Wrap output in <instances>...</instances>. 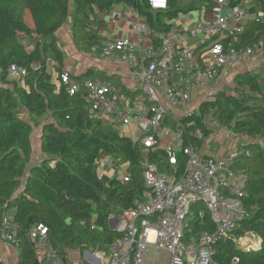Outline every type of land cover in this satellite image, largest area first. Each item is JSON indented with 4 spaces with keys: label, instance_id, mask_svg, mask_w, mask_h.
Returning <instances> with one entry per match:
<instances>
[{
    "label": "trees",
    "instance_id": "obj_1",
    "mask_svg": "<svg viewBox=\"0 0 264 264\" xmlns=\"http://www.w3.org/2000/svg\"><path fill=\"white\" fill-rule=\"evenodd\" d=\"M252 3L259 7L261 17L248 20L243 31L229 40L236 49L257 42L264 45V0ZM119 4L130 6L157 31L164 30L160 18L166 16L169 20L176 16V12L150 11L146 0H0V218L13 214L21 240L13 264H35L26 231L38 223L46 226L47 238L55 248L78 252L79 257L84 250H94L99 244L105 251L119 235L109 229L92 228V218L106 221L109 215H118L144 191L139 165L142 154L137 143L90 113L79 94H68L60 80L65 72L55 34L70 20L72 41L79 51H98L105 39L99 18ZM48 59L54 63L52 71L45 65ZM33 63L37 69L24 78H13L8 72L12 65L27 68ZM66 74L79 83L111 80V75L101 70ZM233 82L235 96L218 92L199 105V115L183 120V146L192 144L199 148L211 135L204 124L209 115L231 134L249 138L257 135L264 143V92L258 76L246 72L237 75ZM34 128L40 130L42 159L29 166ZM198 130L201 139L194 137ZM247 148L251 156L237 167L247 176L243 203L252 211L249 218L239 223L233 239L215 245L216 264H264V147L250 144ZM102 155L117 156L123 164L128 163L125 170L131 175L130 180L123 183L117 177L108 181L100 178L96 162ZM147 158L161 172H173L164 150L149 152ZM197 229L213 230L208 214L204 225ZM249 234L261 241L260 246L252 250L239 248L237 241Z\"/></svg>",
    "mask_w": 264,
    "mask_h": 264
},
{
    "label": "built area",
    "instance_id": "obj_2",
    "mask_svg": "<svg viewBox=\"0 0 264 264\" xmlns=\"http://www.w3.org/2000/svg\"><path fill=\"white\" fill-rule=\"evenodd\" d=\"M209 2L211 17L199 21L188 32L190 38L207 46L202 52L182 47L185 38L177 39L172 30L154 33L146 19L139 15L129 22V28L135 34L133 41L104 39L100 50L91 49L93 55L103 59L118 54V61L128 69V78L138 84L133 91L122 92L112 81L94 79L79 83L68 78L66 73L60 76L68 94H79L89 112L105 125L127 129L130 135L135 129L136 139L129 138L137 143L142 154L139 160L144 186L142 195L133 200L130 208L108 216V229L119 237L105 251L100 249V244L94 250H84L80 259L86 264H145L147 250H153L155 255L164 252L163 264H216L213 261L215 245L233 239L239 223L251 214L252 208H246L243 203L247 176L236 163L240 158L251 156L248 145L263 148V141L255 135L224 157L204 155L192 144L183 146V120L197 114L199 108L189 112L196 92L204 93L197 99L200 105L222 91L216 90V86L224 81L235 64L258 60L264 67L262 42L236 49L229 41L243 31V19L253 6L252 0ZM146 3L152 12H165L169 8L168 0H146ZM108 14L111 21L117 15ZM181 15L177 13L178 17ZM162 25L168 27L169 21L165 20ZM152 36L156 47L147 45ZM45 65L48 71H52L54 63L50 59ZM37 67L34 63L27 68L12 65L8 72L13 78H24ZM1 74L0 69V77ZM163 125H170L166 132L169 142L163 139ZM194 137L202 138L200 130L194 133ZM208 146L206 144V149ZM161 149L173 171L170 174L161 172L147 158L149 152ZM97 160L100 178L129 166L117 156L102 155ZM130 178L126 170L119 177L123 183ZM198 204H202L205 211L193 208ZM205 213L212 231L197 229L204 225ZM26 239L33 252L42 253L48 264H80L70 261L69 250L50 245L47 228L41 223L28 227ZM0 240L15 248L21 243L11 213L0 218ZM155 255L150 264H155Z\"/></svg>",
    "mask_w": 264,
    "mask_h": 264
},
{
    "label": "crops",
    "instance_id": "obj_3",
    "mask_svg": "<svg viewBox=\"0 0 264 264\" xmlns=\"http://www.w3.org/2000/svg\"><path fill=\"white\" fill-rule=\"evenodd\" d=\"M172 1L173 0H168L169 8L164 13L176 12V16L169 18V20L166 19V16H163L162 18H160L161 24L165 20L169 21V26L168 27L163 26V29L172 30L174 32L175 37L179 40L181 38H185V42L182 43V47L190 51H196V50L201 51V52L204 51L207 48V46L202 44L199 40L195 38H190L188 35V32L193 30L199 21L201 20L204 21L207 19V13L211 7V6L209 7L210 5L209 0H186L184 1V3L180 2L181 4H179L178 2L175 3L174 1L172 4ZM176 5H181V8L173 9V7ZM116 6L122 7V9L125 11V14L123 12H118L115 8ZM201 7L202 9H200ZM253 7H257V10H259V7L256 4H253ZM109 12L111 14L116 13L117 15L115 16V19L113 21H111L109 14H107L106 16H101L99 18V20L103 21V23L99 25L101 36L105 39L118 38L122 40L133 41L135 38V34L130 30L129 22L133 18L137 17V13L135 12V10L132 9L130 6L119 4V5H115L114 7H112ZM179 12L182 13L180 17L177 16V13ZM247 15L243 19L244 25L247 23L248 20L254 19V16L248 17ZM68 21L70 22V20ZM147 25L151 31H154V33L158 32L157 30L151 28L148 23ZM71 26H72L71 22L67 27H66V24H64L59 29V31L55 34L57 45L63 54V71L65 73L67 72L73 75H80L86 72L88 69L100 70L99 67H101V65L110 64L111 67H114L111 69L116 70V71H107V70L106 72L103 71L105 75L107 76L111 75L110 81H112L122 92H128L129 90L133 91L134 89H137L138 84L131 81L127 76V71H128L127 67L118 61V54H115L114 57L107 58V59H103L97 55L91 54V57L89 59L87 58L84 61V63H78V61H75L74 58L76 54H80L81 51H79L76 44L72 41ZM147 45H151L152 47L157 46L154 40V36H152L151 42L147 43ZM65 49H67L68 54H66ZM233 67L236 68V71H234V74H233L234 77L232 79V83L235 86L233 81L237 75H240L238 74L240 72L239 71L240 65L235 64ZM259 68L261 67H260V64L258 63L255 69H259ZM229 71L227 72V74L229 73ZM215 86L216 84H214V87ZM216 87H218V85ZM42 120H43L42 118L37 119V121H42ZM117 129L124 130L122 128H117ZM225 136L226 135L221 134L222 140L224 139L226 140ZM241 136H242V139H237L236 142L235 141L232 142L230 147H228V145L225 144L226 141L219 145V143H216L215 140L211 141V139L207 137L206 139H204V141L202 142V145L199 148L201 149L204 155L207 154V155L214 156V157H224L229 151L234 149L238 144H241V143L246 144L250 140V138L245 135H241ZM39 137H40L39 128H34L30 136L32 153L29 159V166L38 164L39 161L42 159V154L39 151ZM214 137H217V136H214ZM205 141H206V144L209 145L208 149H206ZM123 170H125V167H123ZM99 172L97 170V174L100 177ZM116 174L117 173L107 175L109 178H107L106 181H108L110 178L118 177L116 176ZM102 179L104 180L106 179V177L104 176L102 177ZM34 255L38 263L43 261L42 253L36 251ZM17 258H18V249L7 245L0 240V263L13 264L17 261ZM72 261L74 262L75 260H72ZM75 262H78V261H75Z\"/></svg>",
    "mask_w": 264,
    "mask_h": 264
},
{
    "label": "rangeland",
    "instance_id": "obj_4",
    "mask_svg": "<svg viewBox=\"0 0 264 264\" xmlns=\"http://www.w3.org/2000/svg\"><path fill=\"white\" fill-rule=\"evenodd\" d=\"M173 1L175 3L178 2L179 4H181L180 2H183L184 3V1H186V0H173ZM173 1H172V4H173ZM115 8H116V10L118 12H123L125 14V11L122 9V7L116 6ZM180 8H181V5H176V6L173 7V9H180ZM200 9H202V7ZM247 14H248L247 15L248 17H252V16H255L257 18H260L261 17V15L259 14V10H257V7H253V6L251 7L249 13H247ZM210 17H211V10H209L208 13H207V19H209ZM26 21H27V23L29 22L28 14L26 15ZM201 21L203 22V20H201ZM65 24H66V27H67L70 24V22L67 21ZM19 39L22 40L23 38L20 37ZM65 51H66V54H68L67 49H65ZM91 54H92V52L84 53V54H83V52H81L80 54H76V56H75L74 59H75V61H78V63H84V61L87 58L89 59L91 57ZM258 63H259L258 60H253V61H251L249 63H242V64H240V70H239L240 72L238 74H242L244 72L245 73L246 72H249V73H251L253 75H257L258 76V82H259V84L261 86L262 91L264 92V67H262L260 65L261 68L255 69ZM111 68H114V67H111L110 64L101 65V67H99L100 70L105 71V72H106V70L107 71H116V70H113ZM234 71H236V68L232 67L230 69L229 73L225 75L224 81L218 85V87L216 88V90H222L221 92H224L227 95H233V96L236 95V94H234V90H235L234 87L235 86L232 83V79L234 77L233 76ZM203 94L204 93L202 91H200L198 93L197 92L195 93V95H194V97L192 99V103H191L192 106L189 109V112L190 113L195 112L196 109L199 107L198 106L199 104L197 103V99H198L199 96H202ZM205 121H206V124H205L206 127L208 129H210V131H211V135L209 136V139H211V141H214L215 140V142L216 143H219V145L222 144V143H224L226 141L225 144L228 145V147H230L232 142H234V141L236 142L237 139H242V136L241 135L240 136L239 135H232V134L228 133V131H226V129H223L216 122V120L213 119L210 115L206 117ZM163 128H164L163 139H165L166 142H169L170 141V138L166 136V132L168 130H170L169 129L170 128V125H163ZM114 130L117 133H121L122 135H124V137H130L132 140H135L136 139L137 132L135 131V129L132 130V134L131 135L129 134V130H125V129L124 130H120V129H117V128H114ZM221 134L226 135L225 136L226 140L225 139L222 140ZM214 136H217V137H214ZM205 144H206V141H205ZM165 145H166V143L164 144V146ZM247 160H248V158H240L238 160V162L236 163V165L241 166L242 164H244L245 162H247ZM123 172H124L123 168L121 170H117L116 176L120 177ZM113 173H114V171H113ZM105 177H106V179H104V181H106L107 178H109L107 175ZM193 208H198V209H201L202 211H205L202 204L194 205ZM91 224H92V227L93 228H96L97 230H104V231H106L108 229L107 222L104 221V220H102V219H97L96 216H94L92 218ZM245 238L248 239L249 242H259V239L257 237H255V236H253L251 234L246 235L245 237H243V238H241V239H239L237 241V245L241 249H246V250L249 249L250 250V248H249L250 244L242 245V243H241V240H243ZM154 255H155V252L153 250H147L144 253L145 264H150L151 261H152V259H153V257H154ZM165 257H166V254L164 252H162V251L156 253V255H155V264H163V260L165 259ZM69 259L71 261L72 260H75V261H78L79 263H82L81 262V259H80V257H79V255H78L77 252H70ZM42 262H43L42 264H48L45 260L42 261Z\"/></svg>",
    "mask_w": 264,
    "mask_h": 264
},
{
    "label": "bare ground",
    "instance_id": "obj_5",
    "mask_svg": "<svg viewBox=\"0 0 264 264\" xmlns=\"http://www.w3.org/2000/svg\"><path fill=\"white\" fill-rule=\"evenodd\" d=\"M259 242H260V240H259ZM259 242H249V240L246 238L241 240L242 245L250 244V246H249L250 249H256L259 245Z\"/></svg>",
    "mask_w": 264,
    "mask_h": 264
},
{
    "label": "water",
    "instance_id": "obj_6",
    "mask_svg": "<svg viewBox=\"0 0 264 264\" xmlns=\"http://www.w3.org/2000/svg\"><path fill=\"white\" fill-rule=\"evenodd\" d=\"M116 221H117V217H115V218H114V224L116 223ZM114 224H113V225H111V229H113V228H114ZM260 244H261V241L259 242V245H258V247L260 246ZM30 247L32 248V245H31V244H30ZM247 250H249V249H247ZM250 250H252V249H250ZM36 263H38V262H37V260L35 261V264H36Z\"/></svg>",
    "mask_w": 264,
    "mask_h": 264
}]
</instances>
